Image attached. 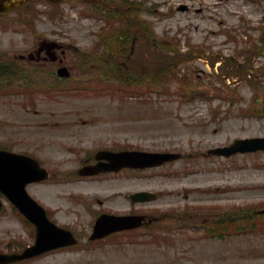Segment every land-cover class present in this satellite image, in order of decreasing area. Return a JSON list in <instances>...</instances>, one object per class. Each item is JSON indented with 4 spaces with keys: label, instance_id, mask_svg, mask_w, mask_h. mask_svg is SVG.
Here are the masks:
<instances>
[{
    "label": "rangeland",
    "instance_id": "1",
    "mask_svg": "<svg viewBox=\"0 0 264 264\" xmlns=\"http://www.w3.org/2000/svg\"><path fill=\"white\" fill-rule=\"evenodd\" d=\"M113 1H122L133 14L151 23L156 48L189 51L176 74L160 83L164 88L151 85L137 95L110 97L96 95L92 87L76 82L79 77L86 81L106 75L98 68L97 55L103 50L100 34L108 26L101 11L91 12L78 0H65L60 5L61 15H53L47 2L33 0L21 8L33 7L35 15L23 9L12 11L0 24V61H18L15 56L27 53L42 37L66 45L63 64L71 73L66 90L50 97L44 92L28 97L0 95V147L25 151L56 172L54 178L29 184L27 190L53 220L77 231L82 240L76 247L13 264H264V231L225 238L215 237L216 231H212L213 236L208 237L206 226L216 230V224H200L208 221L202 219L207 216L205 210L201 216H193L200 222L194 225L184 223L181 227L172 224L174 218L167 220L172 225L157 229L155 233L163 237L157 240L140 229L86 243L100 210L126 212L130 202L125 195L149 186L174 192L148 204L157 209L220 205L216 210L226 214L217 219L224 220L217 230L224 234L242 231L251 208L247 205H264V151L230 157L207 153L209 147L229 144L237 137L264 135V55L257 54L264 51L260 42L264 30H259L264 25V0ZM20 14L31 20L10 21ZM77 62H84L90 70L82 72ZM128 66L132 69L134 64L129 61ZM246 70L252 71L250 80L244 72L237 74ZM225 76L230 77L224 81ZM36 110L41 114L37 116ZM58 114L96 117L94 125L82 127L85 137L94 136L103 143L110 139L130 148L183 151L184 157L151 180L134 173L129 181L114 175L83 181L72 173L77 163L53 162L64 149L60 144L52 147L54 128L45 131L36 126L42 120L57 119ZM134 123L139 126H132ZM58 178L62 181H56ZM163 179L168 181H159ZM0 197V251H18L33 242L35 229L13 204ZM162 218L159 226L166 224Z\"/></svg>",
    "mask_w": 264,
    "mask_h": 264
},
{
    "label": "water",
    "instance_id": "2",
    "mask_svg": "<svg viewBox=\"0 0 264 264\" xmlns=\"http://www.w3.org/2000/svg\"><path fill=\"white\" fill-rule=\"evenodd\" d=\"M6 7L7 6L0 4V10ZM32 162L37 165L35 161L25 158L24 156L0 151V189L11 199H17V196L20 197L25 194L24 183L26 181L39 179L46 175L43 170L38 172V169ZM32 216L33 214L30 215V217ZM36 251L37 246H34L27 248L21 253L0 254V263L18 260L30 256Z\"/></svg>",
    "mask_w": 264,
    "mask_h": 264
}]
</instances>
